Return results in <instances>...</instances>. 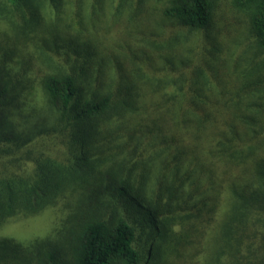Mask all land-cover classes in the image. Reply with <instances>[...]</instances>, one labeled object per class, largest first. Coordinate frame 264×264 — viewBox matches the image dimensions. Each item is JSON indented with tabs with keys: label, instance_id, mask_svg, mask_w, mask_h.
<instances>
[{
	"label": "trees",
	"instance_id": "16d2710c",
	"mask_svg": "<svg viewBox=\"0 0 264 264\" xmlns=\"http://www.w3.org/2000/svg\"><path fill=\"white\" fill-rule=\"evenodd\" d=\"M150 2L0 0V228L58 213L51 237L0 236V264H264V0H228L239 70L214 0ZM190 33L200 60L171 75Z\"/></svg>",
	"mask_w": 264,
	"mask_h": 264
},
{
	"label": "rangeland",
	"instance_id": "374dc122",
	"mask_svg": "<svg viewBox=\"0 0 264 264\" xmlns=\"http://www.w3.org/2000/svg\"><path fill=\"white\" fill-rule=\"evenodd\" d=\"M149 3H151L150 0ZM156 4L157 3L152 5ZM211 14L212 25L209 29V38L217 34L214 46H216V48H219L218 56L226 61L228 67L233 66L237 70H239L247 63L245 59H242L241 61L240 59H238L241 50L245 46L247 48L250 46V43L247 42V40H244L239 35L243 16L234 13L233 9L229 5L228 0H214ZM146 16L149 19L157 18L156 13L152 15L146 14ZM130 25V29H134L132 34H136V28L134 26L135 23ZM124 26L125 24H122L114 28V24H111L108 28V31L111 34H116L117 32L118 35L123 39V29L128 31V26H126V28H124ZM156 28L160 34L156 36L157 40L154 42L162 44L163 46L161 47L168 46L167 41H169L172 32H176V29L168 25L159 26L158 23H156ZM104 31L105 30H103L102 32ZM188 36L190 39H187V44L185 45L186 48L182 49L175 44V47H172L171 49V52H176L177 56H182L184 58L186 65L185 67H181V70H174L171 75H178L180 71H183L185 75L187 67L190 66L192 60L195 59L194 56L199 52V48L196 47L197 36L191 33L188 34ZM209 38H206L204 42L209 40ZM200 41L201 38L199 37V43ZM198 58L199 53L198 57H196V60H198ZM54 211V208L48 206L35 215H29L28 217H24L21 215L14 216L8 219L0 228V236L10 237L23 245L28 244L29 241H32L35 238L51 237L58 220V213H55ZM208 229V234L205 237H201V239L199 241L197 240L192 247H188L186 249V251L188 252L197 253L196 256L199 257L198 259L200 262H202L205 256H207L214 250L215 245H213L211 237H218V235L214 233V230L212 228ZM212 233L214 234L211 235ZM141 252L142 249L140 250V257L143 259L144 257Z\"/></svg>",
	"mask_w": 264,
	"mask_h": 264
}]
</instances>
